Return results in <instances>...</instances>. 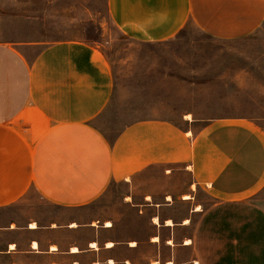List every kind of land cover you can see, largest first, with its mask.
<instances>
[{"label":"crops","instance_id":"1","mask_svg":"<svg viewBox=\"0 0 264 264\" xmlns=\"http://www.w3.org/2000/svg\"><path fill=\"white\" fill-rule=\"evenodd\" d=\"M107 11L138 43L187 23L221 41L264 24V0H107ZM112 95L93 45L0 42V264H264V131L247 118L150 117L108 140L95 123ZM114 183L141 236L87 219Z\"/></svg>","mask_w":264,"mask_h":264},{"label":"rangeland","instance_id":"2","mask_svg":"<svg viewBox=\"0 0 264 264\" xmlns=\"http://www.w3.org/2000/svg\"><path fill=\"white\" fill-rule=\"evenodd\" d=\"M60 40L93 45L109 63L113 95L95 123L108 140L150 117L247 118L264 131V24L249 36L221 41L187 23L164 42L138 43L114 26L107 0H0V42L40 48ZM126 197L124 184H110L86 208L87 219L119 220L120 236H141L135 211L122 204ZM201 197L204 204L211 201L206 193Z\"/></svg>","mask_w":264,"mask_h":264},{"label":"bare ground","instance_id":"3","mask_svg":"<svg viewBox=\"0 0 264 264\" xmlns=\"http://www.w3.org/2000/svg\"><path fill=\"white\" fill-rule=\"evenodd\" d=\"M106 225H107V223H106Z\"/></svg>","mask_w":264,"mask_h":264}]
</instances>
